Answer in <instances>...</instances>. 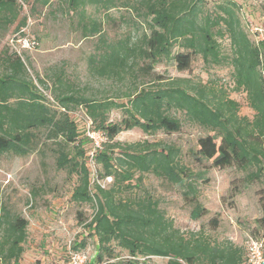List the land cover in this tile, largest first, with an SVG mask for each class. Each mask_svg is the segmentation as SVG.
I'll use <instances>...</instances> for the list:
<instances>
[{"label":"trees","instance_id":"16d2710c","mask_svg":"<svg viewBox=\"0 0 264 264\" xmlns=\"http://www.w3.org/2000/svg\"><path fill=\"white\" fill-rule=\"evenodd\" d=\"M23 2L30 5L33 15L38 5L52 4V0ZM23 2L0 0V40L10 34L0 52V162L7 154L25 156L35 151L46 134L48 139H62L57 150L58 168L70 172L80 169L82 173L72 200L94 208L87 226L97 237L99 247L90 264H150L152 257L165 258L167 264H248L244 250L231 243L214 244L204 232L184 235L151 195H123L135 188L133 181L138 173V185L144 174H154L184 188L192 220L206 217L209 210L199 201L194 185L187 182L192 175L178 168L179 150L144 142L129 146L130 151L122 149V155L114 157L115 148H120L114 142L119 134L135 128L150 135L160 130L178 132L182 123L171 111L181 112L207 131L198 139L196 159L209 161L219 169L235 167L243 172L247 184H261L264 212V42L256 44L250 39L238 14L239 6L232 0H221L214 8L207 0H62L72 24L73 17H77L76 29L82 37H99L96 52L89 60L96 76L122 82L126 75L135 76L139 71L151 75L157 66L170 61L180 72H186L201 57L207 65L232 67L236 89L247 93L254 111L252 120L239 117L237 104L227 100L223 91L219 96L215 90L192 85L183 78L154 89L134 85L123 96L128 101L118 103L82 94L59 74L54 80L51 103L30 78L24 55H17L10 46L11 38L27 27L28 17L20 19ZM88 6L98 13L104 11L108 19L111 9L132 10L137 19L132 20L134 30L130 32H137V38L134 32L110 42L103 21L89 16ZM226 37L231 42L230 54L220 42ZM32 39L37 42L35 37ZM76 109H82L91 128L104 135L100 148L88 136L85 121L73 117ZM119 109L123 119L110 123L109 114ZM72 144H76L74 155L69 149ZM89 153L103 164V171L97 173L93 183ZM108 178L111 184L105 187L101 182ZM257 222L264 233V216ZM211 223L218 227V218ZM28 226L27 219L0 209L3 264H19L25 253ZM113 242L126 255L116 253ZM83 247L84 241L75 242L73 250L80 252Z\"/></svg>","mask_w":264,"mask_h":264},{"label":"rangeland","instance_id":"374dc122","mask_svg":"<svg viewBox=\"0 0 264 264\" xmlns=\"http://www.w3.org/2000/svg\"><path fill=\"white\" fill-rule=\"evenodd\" d=\"M207 1L209 7L214 8L221 0ZM232 1L239 6L238 14L250 39L256 44L264 42V0ZM65 7L62 0H52L49 7L38 5L34 15L30 5L25 2L20 9V19L28 17L26 28L38 43L34 49L23 54L24 60L30 78L51 103H54V80L59 74L82 94L98 99L110 98L118 103L128 101L123 96L134 85L154 89L158 85L183 78L192 85L213 89L219 96L223 91L227 100L237 104L238 116L252 120L254 111L248 104L247 93L236 89L231 75L232 67L207 65L201 57H197L191 69L186 72H180L176 63L170 61L157 66L151 75L139 71L135 76L126 75L122 82L96 76L90 70L89 60L96 52L99 37L84 39L81 31L76 29L77 17H73L75 19L72 24L70 13ZM86 10L89 16L103 21L106 39L110 42L124 39L129 33H136L137 38V32H130L134 30L132 20L137 19L132 10L123 7L111 9L107 14L109 19L103 14L104 11L98 13L93 6H88ZM17 24L10 28V32H13ZM256 28H261L263 33L257 32ZM9 37L10 34L0 40V52ZM220 42L225 53L230 54V39L226 37ZM158 76L164 82L159 81ZM171 112L182 123L180 131L169 133L160 130L150 135L135 128L122 132L114 140L120 145V148H115L114 157L122 155V149L130 151L129 146L144 142L179 150L176 157L178 168L192 175L190 179L183 176L197 189L199 201L210 213L199 221L192 220V207L184 200V188L154 174H144L142 183L138 185V173L133 181L135 188L123 195H151L159 201L166 216L184 235L204 232L214 244L231 243L244 250L249 264V244L253 240L264 241L263 230L257 222L264 216L260 201L262 185L247 184L243 172L235 167L219 169L209 161L199 162L194 153L198 139L205 136L207 131L190 121L185 114ZM73 117L89 122L82 109H76ZM122 119L120 109L109 114L110 123ZM47 136L41 137L37 148L30 154H7L0 162V209L6 208L11 214L29 221L25 253L19 264H71L73 254H79L84 258V264H90L99 247L97 237L93 236L87 226L94 215V208L90 204H78L72 200L82 173L80 169L70 172L58 168L57 150L62 139H48ZM75 145L69 147L73 155L76 153ZM89 155L87 161L93 183L97 180V173L103 171V164L98 163L92 153ZM101 184L109 187L111 179ZM214 218L219 220L218 227L211 223ZM80 241H84L85 247L76 252L73 245ZM112 247L116 253L126 255L117 242H113ZM149 261L150 264H167V259L160 257H152ZM0 264L3 263L0 261Z\"/></svg>","mask_w":264,"mask_h":264},{"label":"built area","instance_id":"2783aa9c","mask_svg":"<svg viewBox=\"0 0 264 264\" xmlns=\"http://www.w3.org/2000/svg\"><path fill=\"white\" fill-rule=\"evenodd\" d=\"M257 32L262 34L261 28H256ZM262 32V33H261ZM37 42L34 41L27 28H24L21 32L17 33L10 40V46L17 55L23 57V54L29 50L34 49L37 46ZM91 121L86 123L87 134L92 139L96 148H100L102 142L105 140L104 135L91 128ZM71 264H84V258L79 254L72 255ZM249 264H264V242L260 240H253L249 244Z\"/></svg>","mask_w":264,"mask_h":264}]
</instances>
